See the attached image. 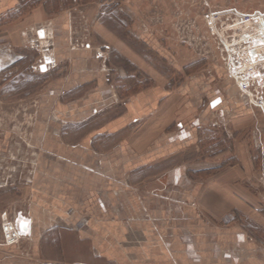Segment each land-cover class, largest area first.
<instances>
[{
	"label": "rangeland",
	"instance_id": "374dc122",
	"mask_svg": "<svg viewBox=\"0 0 264 264\" xmlns=\"http://www.w3.org/2000/svg\"><path fill=\"white\" fill-rule=\"evenodd\" d=\"M230 7L264 10V0H23L19 10L0 16V45H8L4 52L13 60L0 68V138L24 145L37 144L41 137L52 140L53 132L24 130L21 122L35 121L37 103L50 108L56 98L85 112L79 111L74 120L79 123L59 132L58 138L67 143L84 139V144L95 137V132L85 134V118L110 117L131 96L159 87L166 96L173 93L179 99L175 118L183 125L176 122L161 131L156 145L167 142L169 132L180 141L186 135L191 143L185 150L176 149L175 159L183 154L190 157L185 166L204 167L207 185L218 169L232 163L231 156L250 155L257 173L247 183L253 191L264 192V114L246 100L242 104L225 68L223 42L230 37L225 27L230 20L221 22V14L212 16L216 23L207 18L210 12ZM63 20L65 27L58 25ZM55 78L61 82L53 83ZM55 85L60 92H55ZM80 148V154H87ZM33 150L38 148L30 146L29 156ZM20 158L15 153L13 160L17 164ZM0 159L4 165L1 150ZM21 170L15 167L0 182V264L9 256L40 262L29 236L12 246L2 240V222L15 221L18 226L31 214L34 184L22 180ZM203 219L222 229V244L220 250L216 245L215 252L189 264H264V237L253 238L247 227L256 230L251 223L241 221L236 212L220 221ZM233 227L250 243L247 247L230 243Z\"/></svg>",
	"mask_w": 264,
	"mask_h": 264
},
{
	"label": "crops",
	"instance_id": "0c3cea01",
	"mask_svg": "<svg viewBox=\"0 0 264 264\" xmlns=\"http://www.w3.org/2000/svg\"><path fill=\"white\" fill-rule=\"evenodd\" d=\"M22 4L23 0H0V16L19 10ZM58 25L65 27L66 21ZM3 45L0 68L13 63L11 54L4 52L8 45L6 49ZM53 88L60 92L57 85ZM164 95L159 87L150 88L131 96L121 111L107 112L110 117L88 116L81 122L87 126L84 132H95V137L84 144V139L67 143L58 138L62 130L71 131L79 123L74 120L85 112L56 98L50 108L37 103L35 121L21 122L24 130L53 132L52 140L41 137L37 144L24 145L0 138L5 157L4 165L0 159V182L3 174L12 175L15 167H21L22 180L34 184L31 214L19 220L18 229L34 240V254L40 261L9 256L4 264L198 262L222 244V229L207 224L203 216L220 221L228 212H236L241 221L256 228L247 226L254 239L264 237V192L253 191L247 183L257 173L254 158L243 153L231 156L232 163L218 169L207 185L204 167L185 166V158L190 157L183 154L175 159V152L191 143L186 135L180 141L172 131L167 142L156 145L161 131L177 122L179 99L173 93ZM214 102L217 105L219 99ZM151 144L155 146L150 149ZM30 146L38 150L29 156ZM80 147L87 154H80ZM15 153L21 155L17 164ZM231 232L230 243L236 248L250 244L237 228Z\"/></svg>",
	"mask_w": 264,
	"mask_h": 264
},
{
	"label": "built area",
	"instance_id": "2783aa9c",
	"mask_svg": "<svg viewBox=\"0 0 264 264\" xmlns=\"http://www.w3.org/2000/svg\"><path fill=\"white\" fill-rule=\"evenodd\" d=\"M226 23L229 39L223 42L227 58L225 68L240 95L249 107L258 108L264 114V10L241 11L235 7L210 12L207 18ZM3 244L12 246L26 235L22 234L15 221L1 224Z\"/></svg>",
	"mask_w": 264,
	"mask_h": 264
},
{
	"label": "snow or ice",
	"instance_id": "6c2138e0",
	"mask_svg": "<svg viewBox=\"0 0 264 264\" xmlns=\"http://www.w3.org/2000/svg\"><path fill=\"white\" fill-rule=\"evenodd\" d=\"M41 35H43V33H42V32H41ZM215 103H217V102H214L213 106H215Z\"/></svg>",
	"mask_w": 264,
	"mask_h": 264
}]
</instances>
